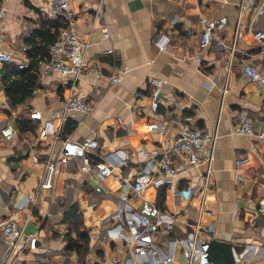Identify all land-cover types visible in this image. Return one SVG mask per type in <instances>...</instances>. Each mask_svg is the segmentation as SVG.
<instances>
[{
	"label": "crops",
	"instance_id": "obj_1",
	"mask_svg": "<svg viewBox=\"0 0 264 264\" xmlns=\"http://www.w3.org/2000/svg\"><path fill=\"white\" fill-rule=\"evenodd\" d=\"M69 1L75 32L90 40L86 64L105 75L125 73L114 84L80 76L76 93L91 99L94 109L88 115L65 112L68 84L59 73L41 67L49 47L45 42L57 34L60 18L47 0H3V49L13 61L0 66V221L17 211L24 234L33 235L24 254L11 264H113L116 245L103 242L99 234L124 222L121 194H126L125 204L133 211L142 202L123 183L133 182L140 168L153 167L151 154L160 153L183 126L217 133L207 212L201 218L204 228L212 230L209 240L230 244L235 264H264V218L257 212L264 199V140L258 138L264 134V91L241 73L249 61L264 77V51L252 36L264 26V19L242 14L228 93L222 97L240 0ZM204 29L212 32L213 39L203 48L199 37ZM165 44L166 49L160 50L159 45ZM32 60L38 67L37 85L30 97L13 107L5 84L17 78L19 64ZM151 77L163 81L158 112L150 105ZM242 111L253 118L252 136L233 132ZM19 120L28 121L33 132H19ZM61 124L64 138L38 139L40 129ZM6 127L16 131L10 141L1 138ZM91 140L98 144L90 156L93 163L123 154L128 156L126 164L99 180L83 164L79 147ZM52 152L55 160L65 156L67 163L55 165L51 187L37 196L44 161ZM243 157L249 161L236 167ZM203 170L183 167L159 193L153 187L143 192V199L180 214L172 232L175 237L184 235V210L196 207L194 200L186 199V191L201 183ZM72 204L78 205L90 238L88 254L82 257L65 249L68 226L63 220Z\"/></svg>",
	"mask_w": 264,
	"mask_h": 264
},
{
	"label": "built area",
	"instance_id": "obj_2",
	"mask_svg": "<svg viewBox=\"0 0 264 264\" xmlns=\"http://www.w3.org/2000/svg\"><path fill=\"white\" fill-rule=\"evenodd\" d=\"M156 1V0H151ZM169 1V0H167ZM48 7L55 17L60 18V27L55 40L50 44L46 58L41 63L42 70L59 73L68 84L66 96L63 100L65 112L74 111L85 115L94 109L91 99L80 97L76 93L78 78L82 75L94 77L97 80H107L109 83H118L125 73L118 72L113 75H105L94 65H87L85 55L90 46L88 38L80 37L74 30L75 19L70 10L69 0H47ZM238 21L235 26L231 54L225 61L226 80L222 91V97L228 93V74L233 62V51L241 31L240 23L242 14L253 13L257 18L264 19V0H240L238 3ZM5 16L3 0H0V25ZM105 38L108 32H103ZM253 39L262 46L264 51V26L252 33ZM213 39L209 29H204L199 37L201 47H207ZM218 44L223 45L221 41ZM3 37L0 30V66L11 63L13 55L4 51ZM165 45H159L160 50L166 49ZM27 64H19L18 70L27 68ZM242 76L260 85L264 91V77L259 74L251 62H245L241 70ZM150 105L154 112L159 110V100L163 81L157 77H151ZM264 109V102L262 103ZM64 124L58 128H42L38 139L43 142L55 141L62 138ZM233 132L239 135H253V118L247 112L237 114L236 123L232 127ZM16 131L10 127L1 130V138L10 141ZM258 138L264 140V134ZM217 133H210L202 128L183 126L179 134L169 143H166L160 153L153 152L151 159L156 163L153 167H142L136 172L134 181L123 183L133 194V197L142 199L138 210L133 211L125 200L126 194H121V211L125 214L122 224L99 234V238L105 243L115 244L113 249V264H197L201 261L205 251L204 243L208 242L212 230L205 229L201 218L206 211V197L213 176V163ZM69 139H64L68 144ZM83 164L90 167L99 180H105L114 173L118 166L126 164L128 156L119 155L115 158H105L92 162L91 154L98 148L96 140L84 141L79 144ZM37 162L38 158H34ZM247 157L236 161V167H241L248 162ZM64 165L67 158H53V152L44 161V169L40 183L36 189L38 196L42 190L50 188L56 164ZM93 163V164H92ZM183 167H203L201 183L195 188L186 191V199L194 200L196 207L187 206L182 217L184 235L175 237L172 235L180 214L172 212L160 204L150 202L142 198L143 192L148 187L159 190L171 185L172 178L176 177ZM179 194V193H178ZM179 196L183 197L181 194ZM160 197V194H159ZM258 214L264 218V199L257 205ZM33 235L24 234L19 224L17 211H13L7 218L0 221V264H11L14 258L24 254L26 247L31 243ZM179 254V255H178ZM181 257V258H180ZM180 258V259H179Z\"/></svg>",
	"mask_w": 264,
	"mask_h": 264
},
{
	"label": "trees",
	"instance_id": "obj_3",
	"mask_svg": "<svg viewBox=\"0 0 264 264\" xmlns=\"http://www.w3.org/2000/svg\"><path fill=\"white\" fill-rule=\"evenodd\" d=\"M59 27L60 26H58V28ZM54 28L57 27L54 26ZM56 35V32L51 34L49 40L46 41L45 44L50 46V44L55 40ZM46 45L44 47H47ZM37 69L38 67L36 61L32 60L28 64L27 68L18 70L17 78L6 82L5 92L13 107L23 103L28 97L31 96L38 81ZM17 129L21 133L33 132V129L31 128L28 121L19 120L17 122ZM62 137L64 138L65 136L62 135ZM63 221L68 226L67 232L65 234L66 251L72 252L78 257L86 256L89 251L90 238L88 230L83 224L82 215L79 213L77 204H72L69 206L68 210L64 214Z\"/></svg>",
	"mask_w": 264,
	"mask_h": 264
},
{
	"label": "water",
	"instance_id": "obj_4",
	"mask_svg": "<svg viewBox=\"0 0 264 264\" xmlns=\"http://www.w3.org/2000/svg\"><path fill=\"white\" fill-rule=\"evenodd\" d=\"M71 147L67 145L66 148ZM204 255L201 264H235L232 246L228 243L211 239L204 243Z\"/></svg>",
	"mask_w": 264,
	"mask_h": 264
}]
</instances>
